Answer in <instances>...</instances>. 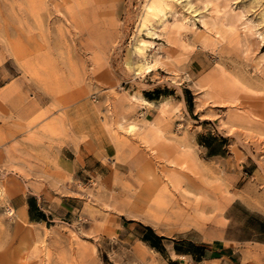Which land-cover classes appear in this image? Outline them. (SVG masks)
I'll use <instances>...</instances> for the list:
<instances>
[{"label":"rangeland","instance_id":"obj_1","mask_svg":"<svg viewBox=\"0 0 264 264\" xmlns=\"http://www.w3.org/2000/svg\"><path fill=\"white\" fill-rule=\"evenodd\" d=\"M0 264H264V0H0Z\"/></svg>","mask_w":264,"mask_h":264},{"label":"crops","instance_id":"obj_2","mask_svg":"<svg viewBox=\"0 0 264 264\" xmlns=\"http://www.w3.org/2000/svg\"><path fill=\"white\" fill-rule=\"evenodd\" d=\"M89 131V133H91V131L90 130H88ZM99 148H100V150H101V153H102V145L100 146H98ZM90 159L91 160H93V161H98L97 160V158H96V156H90ZM27 201H28V199H27ZM25 205V204H24ZM27 209L30 211V209H31V207H30V205L28 204V202H27ZM178 255H183V256H189V255H191V257H193L194 256V254H192V253H190V252H180Z\"/></svg>","mask_w":264,"mask_h":264},{"label":"bare ground","instance_id":"obj_3","mask_svg":"<svg viewBox=\"0 0 264 264\" xmlns=\"http://www.w3.org/2000/svg\"><path fill=\"white\" fill-rule=\"evenodd\" d=\"M128 63H131V62H128ZM144 66V64H139L138 65V67L140 68V67H143Z\"/></svg>","mask_w":264,"mask_h":264},{"label":"trees","instance_id":"obj_4","mask_svg":"<svg viewBox=\"0 0 264 264\" xmlns=\"http://www.w3.org/2000/svg\"><path fill=\"white\" fill-rule=\"evenodd\" d=\"M153 246H156V244H152Z\"/></svg>","mask_w":264,"mask_h":264}]
</instances>
